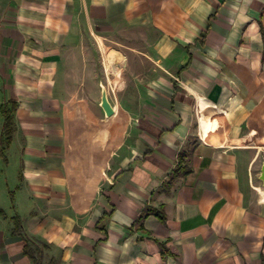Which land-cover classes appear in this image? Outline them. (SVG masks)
<instances>
[{"label":"crops","instance_id":"crops-1","mask_svg":"<svg viewBox=\"0 0 264 264\" xmlns=\"http://www.w3.org/2000/svg\"><path fill=\"white\" fill-rule=\"evenodd\" d=\"M112 35L126 120L90 169L72 56ZM2 147L0 264H264V0H0Z\"/></svg>","mask_w":264,"mask_h":264},{"label":"rangeland","instance_id":"rangeland-1","mask_svg":"<svg viewBox=\"0 0 264 264\" xmlns=\"http://www.w3.org/2000/svg\"><path fill=\"white\" fill-rule=\"evenodd\" d=\"M136 40L119 35L110 37L87 36L85 47L76 51L73 59V78L68 84L72 116L80 130L82 157L91 158L90 169L99 157H108L111 146L110 126L126 120L124 112L116 106V114L107 117L101 108L102 91L106 89L110 102H116L119 80L130 74L129 63L135 52L130 50ZM3 145H6L3 142ZM8 146V145H6ZM6 148L0 150L4 154ZM90 169L88 171H90Z\"/></svg>","mask_w":264,"mask_h":264},{"label":"trees","instance_id":"trees-1","mask_svg":"<svg viewBox=\"0 0 264 264\" xmlns=\"http://www.w3.org/2000/svg\"><path fill=\"white\" fill-rule=\"evenodd\" d=\"M3 114L5 117V129H4V135H5V143L6 145H9L12 142V137L14 134V117H13V111L9 110L7 108L3 109ZM164 219V217H161Z\"/></svg>","mask_w":264,"mask_h":264},{"label":"water","instance_id":"water-1","mask_svg":"<svg viewBox=\"0 0 264 264\" xmlns=\"http://www.w3.org/2000/svg\"><path fill=\"white\" fill-rule=\"evenodd\" d=\"M101 108L104 110L107 117H112L115 114V109L109 100L106 89H103L102 91ZM262 179L264 180V171Z\"/></svg>","mask_w":264,"mask_h":264}]
</instances>
